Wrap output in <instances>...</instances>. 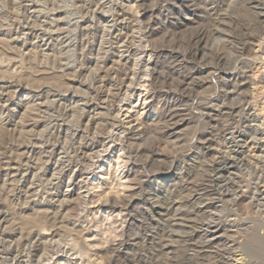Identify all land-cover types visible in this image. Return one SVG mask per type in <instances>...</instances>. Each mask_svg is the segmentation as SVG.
Returning <instances> with one entry per match:
<instances>
[{
	"label": "rangeland",
	"instance_id": "1",
	"mask_svg": "<svg viewBox=\"0 0 264 264\" xmlns=\"http://www.w3.org/2000/svg\"><path fill=\"white\" fill-rule=\"evenodd\" d=\"M0 264H264V0H0Z\"/></svg>",
	"mask_w": 264,
	"mask_h": 264
},
{
	"label": "bare ground",
	"instance_id": "2",
	"mask_svg": "<svg viewBox=\"0 0 264 264\" xmlns=\"http://www.w3.org/2000/svg\"><path fill=\"white\" fill-rule=\"evenodd\" d=\"M257 4V3H256ZM253 7H258V5H254ZM263 15V14H262ZM261 16V15H260ZM76 24V23H75ZM241 33V32H240ZM236 34V33H235ZM205 36H206V33H204V32H202V33H200V34H198L197 36H196V42H195V50L197 51L198 50V45L200 44V42L201 41H203V39L205 38ZM243 36V35H242ZM236 38H238V37H236ZM244 39H246V40H249L250 39V36H248V38L247 37H244ZM244 39H242V41H243V44L245 45V41H244ZM194 40V39H193ZM233 41V40H232ZM238 41V40H237ZM244 45H243V47H244ZM195 51V52H196ZM190 55V54H189ZM195 55V54H194ZM188 56V55H187ZM192 57H193V55H192ZM245 57V56H244ZM195 58V57H194ZM216 58V57H215ZM219 58L220 57H218V61H220L219 60ZM194 60V59H193ZM192 62V61H191ZM186 82V81H185ZM237 131V130H236ZM231 138H232V136H231ZM238 144V143H237ZM234 146V145H233ZM231 151V150H230ZM231 152H233V151H231ZM219 157V156H218ZM233 164H234V162H232L231 160H226V158L224 159V158H219L217 161H215V163H214V166H213V170L215 171V172H218V173H220L221 171H227L231 166H233ZM235 165H237V164H235ZM239 165H237V167H238ZM214 173V172H213ZM225 173V172H224ZM222 174V173H221ZM220 174V175H221ZM216 175V174H215ZM222 176V175H221ZM218 177V176H217ZM220 177V176H219ZM215 178V177H214ZM215 180V179H214ZM217 180V179H216ZM222 181V180H221ZM231 181V180H230ZM213 182V181H212ZM211 182V183H212ZM224 182H225V180H224ZM217 183V182H216ZM219 184V183H218ZM217 184V185H218ZM212 185V184H211ZM223 185V184H222ZM221 185V186H222ZM216 186V185H215ZM220 186V185H219ZM218 186V187H219ZM229 186V185H228ZM224 187H226L225 185H224ZM231 187V186H230ZM202 188V187H201ZM228 188V187H227ZM232 188V187H231ZM207 189V188H206ZM205 189V190H206ZM223 189V188H222ZM218 190V189H217ZM216 191V190H215ZM227 191H228V189H227ZM230 191H232V190H230ZM220 193V195H221V191L219 192ZM223 193V192H222ZM233 193V192H232ZM210 195V194H209ZM219 195V194H218ZM222 195H224V193L222 194ZM234 196V195H233ZM221 197V196H220ZM225 198V197H224ZM207 207H205V209H206ZM203 212V209H197L196 210V213L198 214V213H202ZM207 229V228H206ZM204 235V234H203ZM209 241V240H208ZM209 242H212V241H209ZM214 243V242H213ZM172 259V258H171ZM187 259V258H186ZM186 259H185V261H186Z\"/></svg>",
	"mask_w": 264,
	"mask_h": 264
}]
</instances>
